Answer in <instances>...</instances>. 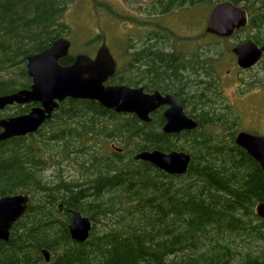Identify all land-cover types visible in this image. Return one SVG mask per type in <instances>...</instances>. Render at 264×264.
Segmentation results:
<instances>
[{
  "label": "trees",
  "instance_id": "obj_1",
  "mask_svg": "<svg viewBox=\"0 0 264 264\" xmlns=\"http://www.w3.org/2000/svg\"><path fill=\"white\" fill-rule=\"evenodd\" d=\"M232 1L251 10L249 25L264 36V0ZM66 7V0H0V94L29 86L26 56L62 35ZM208 100L202 90L196 127L169 134L157 122L96 99L68 96L37 130L1 140L0 195L30 194L10 227L7 241L15 244L7 247L8 264L41 259L43 246L52 253L49 264H232L241 253L233 264H264V243L256 250L237 248L264 242V218L253 211L264 199L263 170L235 143L236 116L203 115ZM110 139L118 149H104ZM152 148L190 152L186 172L169 173L133 157ZM68 158L75 177L44 180V169ZM70 209L92 220L83 241L70 235Z\"/></svg>",
  "mask_w": 264,
  "mask_h": 264
},
{
  "label": "water",
  "instance_id": "obj_2",
  "mask_svg": "<svg viewBox=\"0 0 264 264\" xmlns=\"http://www.w3.org/2000/svg\"><path fill=\"white\" fill-rule=\"evenodd\" d=\"M247 20V10L241 4L232 0H218L208 11L204 30L228 37L243 27ZM70 44L67 36L60 35L44 48L27 54L26 70L31 82L29 86L0 94V109L13 103H36L25 112L0 116V141L37 130L52 115L59 101L68 96L96 99L115 111L134 112L144 120H149V111L157 105L169 102L164 131H179L198 125V121L188 116L170 94L162 95L159 91L148 93L142 87L123 83H106L114 72L116 62L105 39L101 40L94 56L78 52L71 62L61 63L59 59L69 54ZM232 50L237 63L248 67L259 59L264 43L258 46L248 39L236 43ZM234 141L245 148L264 173V132L240 128L235 132ZM133 157L149 161L166 172L180 174L186 172L191 154L183 149L152 148L139 150ZM29 200L28 192L0 195V242L8 240L10 227L25 212ZM253 211L264 218V199L253 205ZM68 228L73 239L83 241L90 234L92 220L80 210L70 209ZM42 252L49 259L48 250L42 248Z\"/></svg>",
  "mask_w": 264,
  "mask_h": 264
},
{
  "label": "flooded vegetation",
  "instance_id": "obj_3",
  "mask_svg": "<svg viewBox=\"0 0 264 264\" xmlns=\"http://www.w3.org/2000/svg\"><path fill=\"white\" fill-rule=\"evenodd\" d=\"M135 1H138L137 4L130 10L127 8V13L120 10L117 12L121 23L130 22L135 30L129 35L130 48L120 51V55L126 57L125 59L121 60V58H119L120 55L118 56L111 52L116 62L115 69L113 74L110 75L105 82L113 84L123 83L133 87H142L143 90L148 93L159 91L162 95L170 94L181 104L183 111L197 121L198 117L202 116V105L199 101V97L202 90H205L209 100L204 103V106L208 107L209 111L205 114L203 113V115L210 117L234 116L232 108L227 102H225L224 105L217 100V95L219 96V94L221 95L222 93L220 87L221 77L219 73L213 68V65L212 70L211 68L208 70L210 66L207 64L211 62L208 52L212 50V47H210V45L202 47L200 42V28L197 25L198 17L195 14L196 8H194L195 3L200 0ZM187 9H192L189 11L192 12V15L185 19L182 15ZM246 10L248 13V20L247 23L241 27L243 28L242 37L236 39L231 46L235 69L242 73L237 84L254 83L253 81L255 80L251 77L252 72L255 70L264 71V50L259 59L248 67L240 66L237 63L236 54L232 50V47L236 43L248 39L254 41L258 46L264 43V40H262L264 36L261 30L257 29L255 26L249 25L251 10L248 8H246ZM167 21L172 22L168 24ZM235 32L231 36L222 37L204 30L205 35H215L222 38L235 36ZM95 52L96 50L88 54L94 56ZM226 73L229 74L228 69ZM112 76H114L115 82H110V77ZM254 84L255 85L250 89L258 87L257 83ZM208 85H210V88H207ZM247 88L246 90H240V94L241 92H248L249 87ZM237 92L239 91H236V94ZM240 94H238V96ZM213 96H216V98L214 99ZM61 101L62 100H60L59 103ZM29 103H31V107L36 102ZM169 106V102H163L157 105L154 109L149 111V120L142 119L134 112L129 113L134 114L139 120L157 122L163 130V126L167 121L165 112ZM57 107H55L54 110ZM182 130L185 129L171 132L163 131L173 134ZM115 148L118 149L119 147L115 146ZM14 244L15 242H9L7 240H2L0 242V264H8L7 259L10 251L7 247L8 245ZM42 248L48 250L49 259L45 258ZM11 252L15 254L18 251L11 250ZM21 253H23V251H21ZM37 253L41 256V259L31 264H49L51 262L52 253L47 247H40Z\"/></svg>",
  "mask_w": 264,
  "mask_h": 264
},
{
  "label": "rangeland",
  "instance_id": "obj_4",
  "mask_svg": "<svg viewBox=\"0 0 264 264\" xmlns=\"http://www.w3.org/2000/svg\"><path fill=\"white\" fill-rule=\"evenodd\" d=\"M67 7L64 10L61 18L59 19V26L62 35L67 36L70 41V54L74 55L77 52L91 53L96 50L102 39H105L111 52L116 55H120V51L130 48L129 35L135 30L133 25L129 23H121L118 17V10L127 13V8L130 10L137 4L135 0H66ZM255 2V5L259 0H251ZM211 0H200L195 3V14L197 15L198 26L200 28V42L202 47L210 45L214 47L213 50L208 52L211 58V64L213 68L219 73L221 77V90L222 93L217 95V100L225 105V102L232 108L234 116H236V129L247 128L255 130L257 132H264V71L255 70L252 72L251 77L254 78V83L258 84V87L250 89L255 84H237L240 80L242 73L235 69V64L232 57L231 46L236 39L242 37V31H239L235 36L217 40L211 35H205L204 26L208 11L211 7ZM192 9H187L183 13L182 17L185 19L191 17ZM187 11V12H186ZM172 21H167L168 24ZM181 29V28H180ZM219 47L220 50L217 48ZM119 58L125 59L124 56ZM229 70V74L226 70ZM250 77V78H251ZM238 86V87H236ZM249 87L248 92H241L240 90H246ZM248 89V88H247ZM253 90V91H252ZM236 91L237 92L236 94ZM238 94H240L238 96ZM215 99L216 96H213ZM21 103L8 104L0 109V115L5 116L15 113ZM116 142L110 139L104 149L110 151L115 149ZM68 159H63L62 164L56 167L49 166L44 169L42 175L44 180H52L59 175L65 176L67 179L75 177L77 171L74 169L73 164L68 163ZM263 241L252 242L249 246L244 242L238 245V249L246 251L250 248L257 249V244L262 245ZM243 253L237 254L233 259L239 261ZM232 263V264H233Z\"/></svg>",
  "mask_w": 264,
  "mask_h": 264
}]
</instances>
